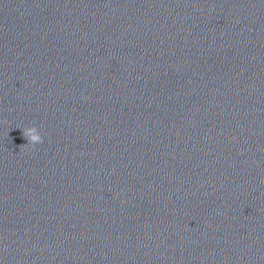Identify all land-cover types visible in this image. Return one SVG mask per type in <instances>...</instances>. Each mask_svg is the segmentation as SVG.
Wrapping results in <instances>:
<instances>
[{
    "label": "clouds",
    "instance_id": "1",
    "mask_svg": "<svg viewBox=\"0 0 264 264\" xmlns=\"http://www.w3.org/2000/svg\"><path fill=\"white\" fill-rule=\"evenodd\" d=\"M22 135L27 140V143L24 144V147L35 146L36 144L43 142V138L35 126L22 129Z\"/></svg>",
    "mask_w": 264,
    "mask_h": 264
}]
</instances>
